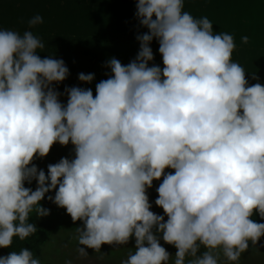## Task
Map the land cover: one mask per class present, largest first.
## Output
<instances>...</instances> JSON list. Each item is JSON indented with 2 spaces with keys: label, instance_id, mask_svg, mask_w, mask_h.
<instances>
[{
  "label": "clouds",
  "instance_id": "clouds-1",
  "mask_svg": "<svg viewBox=\"0 0 264 264\" xmlns=\"http://www.w3.org/2000/svg\"><path fill=\"white\" fill-rule=\"evenodd\" d=\"M183 9L184 0H137L136 19L148 31L136 36L139 51L127 65L107 61L111 74L95 96L78 86L59 92L55 85L70 74L64 60L41 58L45 44L31 30L0 29V248L37 233L30 213L48 216L41 201L51 192L49 201L82 222V257L85 248L101 253L102 245L131 238L134 251L120 264H239L249 242L257 247L264 237V223L252 219L264 220V84L253 74L250 85L232 60L231 34H214L207 17ZM43 22L36 15L29 29ZM154 39L163 68L152 63ZM94 79L78 74L85 84ZM56 143H71L74 158L62 157L46 173L33 161ZM162 177L155 205L164 215L150 210L147 194ZM33 181L35 190L25 186ZM161 239L177 249L174 259ZM0 264L41 260L25 247L0 256Z\"/></svg>",
  "mask_w": 264,
  "mask_h": 264
},
{
  "label": "trees",
  "instance_id": "trees-1",
  "mask_svg": "<svg viewBox=\"0 0 264 264\" xmlns=\"http://www.w3.org/2000/svg\"><path fill=\"white\" fill-rule=\"evenodd\" d=\"M137 0H0V29H8L23 34L31 30L45 44L43 52L37 54L41 58L53 56L63 59L69 69V76L59 84L58 91L63 93L65 87L78 86L91 88L95 96V86L111 74L106 67L107 61L115 57L124 65L135 59L139 51L137 35L147 32L136 19ZM183 11L194 18L207 17L213 24L214 34L228 33L234 37L236 49L232 60L239 63L246 72L249 84L257 81L252 75L259 77L264 84V0H184ZM43 17L44 22L29 29L28 21L36 16ZM247 36L249 42L243 44L241 38ZM150 47L154 53V61L163 68L162 56L158 51L159 44L154 39ZM151 66V64H150ZM94 73L91 84L78 80V74ZM62 103L67 96L60 97ZM62 157L74 158L72 150L59 143L53 145L47 157L34 159L39 169L45 170L49 164L57 163ZM174 172L165 169V173ZM154 181L148 190L150 209L154 213L164 215L162 208L155 205L158 198L156 189L162 182ZM26 187L36 188V182ZM46 194L41 205L50 210L46 217L37 218L35 212L30 213V223L37 225V233L21 241L13 238L10 248H1L3 256L11 251L19 252L28 248L34 258L41 260L42 248L50 235L58 228L82 227V222H73L66 209L60 208L47 199ZM167 219V217H165ZM256 222L264 223L258 214L252 217ZM160 243L169 253H176L173 245L161 239ZM204 249L202 248L201 251Z\"/></svg>",
  "mask_w": 264,
  "mask_h": 264
},
{
  "label": "rangeland",
  "instance_id": "rangeland-1",
  "mask_svg": "<svg viewBox=\"0 0 264 264\" xmlns=\"http://www.w3.org/2000/svg\"><path fill=\"white\" fill-rule=\"evenodd\" d=\"M55 87L58 90L59 84ZM67 147L73 152L71 143ZM76 228H58L50 235L42 248V264H65L67 260H71L72 264H120L122 260L128 258L130 249L134 251L135 239L131 238L127 245H102L100 252L104 254L103 258H101V253L90 248H85L88 256L82 257L77 251L80 245L76 239ZM249 244L250 247L241 255L239 264H264V247H259L260 244H264V237L261 238L256 248L251 246V242ZM81 247L85 246L81 245ZM170 254L174 259L175 253ZM0 256H3L1 248Z\"/></svg>",
  "mask_w": 264,
  "mask_h": 264
}]
</instances>
